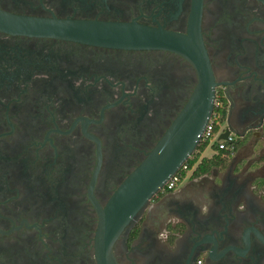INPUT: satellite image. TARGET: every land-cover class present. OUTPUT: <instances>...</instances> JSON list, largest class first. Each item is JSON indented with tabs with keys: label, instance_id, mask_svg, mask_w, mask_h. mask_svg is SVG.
<instances>
[{
	"label": "flooded vegetation",
	"instance_id": "flooded-vegetation-1",
	"mask_svg": "<svg viewBox=\"0 0 264 264\" xmlns=\"http://www.w3.org/2000/svg\"><path fill=\"white\" fill-rule=\"evenodd\" d=\"M10 17L198 33L216 84L210 119L221 98L216 134L228 132L233 155L219 151L220 165L174 191L163 180L129 216L114 255L119 264H264V0H0V22ZM199 85L185 54L0 25V264H98L101 216L176 125L198 124L189 108ZM206 196L213 204L201 216Z\"/></svg>",
	"mask_w": 264,
	"mask_h": 264
},
{
	"label": "water",
	"instance_id": "water-1",
	"mask_svg": "<svg viewBox=\"0 0 264 264\" xmlns=\"http://www.w3.org/2000/svg\"><path fill=\"white\" fill-rule=\"evenodd\" d=\"M3 22V23H2ZM0 22L1 26L22 34L84 43L94 46L148 50L163 49L187 55L197 66L200 85L190 105V110L201 113L198 124L176 125L171 137L163 142L154 157L137 172L127 185L121 188L101 221L96 235V256L98 264H119L113 246L124 228L130 223V215L142 208L146 199L156 194L177 174L182 164L194 153L202 140V135L213 110L214 87L216 86L212 67L200 36L197 39L151 28L137 23H110L102 21H82L70 19H41L10 17ZM194 46V47H193ZM187 134L186 140L176 135ZM228 132L220 140H228ZM160 174L153 181L151 176Z\"/></svg>",
	"mask_w": 264,
	"mask_h": 264
},
{
	"label": "built area",
	"instance_id": "built-area-1",
	"mask_svg": "<svg viewBox=\"0 0 264 264\" xmlns=\"http://www.w3.org/2000/svg\"><path fill=\"white\" fill-rule=\"evenodd\" d=\"M222 105L223 100L219 98L217 101V108L221 109ZM221 115L222 113L217 112V114L209 120L207 127L202 135V140L199 143L198 150L190 155L188 160L182 165L181 171H178L177 174H175L168 180L164 189L165 192L174 191L185 179H187V177L194 171L199 161L201 159H205L203 157V154L207 151V149L210 148L213 151V155L210 158L215 156L219 151H226L228 153L227 156L233 155V149L229 148L231 144L230 139L220 140V135L222 132L216 134V126ZM215 145H217V148H214ZM202 146H205L203 152H201L200 150ZM194 161H196L197 163H195V166L191 168V163ZM184 173H186L185 177L183 175Z\"/></svg>",
	"mask_w": 264,
	"mask_h": 264
},
{
	"label": "trees",
	"instance_id": "trees-1",
	"mask_svg": "<svg viewBox=\"0 0 264 264\" xmlns=\"http://www.w3.org/2000/svg\"><path fill=\"white\" fill-rule=\"evenodd\" d=\"M217 112H220L222 113L223 115L225 114V108H221V109H218ZM217 130V129H216ZM214 148H217V145L214 146ZM205 149V146H202V148L200 149L201 152H203ZM222 154H226L227 156V152L226 151H221ZM223 162V159L221 156H213L212 158H205L202 163L198 164L195 169H194V173H193V176L194 177H199L201 175H204L206 173H208L210 171V169L214 166H218L220 165L221 163ZM195 163H197L196 161L192 162L191 163V168H193V166H195ZM184 177L186 176V173L183 174Z\"/></svg>",
	"mask_w": 264,
	"mask_h": 264
},
{
	"label": "clouds",
	"instance_id": "clouds-1",
	"mask_svg": "<svg viewBox=\"0 0 264 264\" xmlns=\"http://www.w3.org/2000/svg\"><path fill=\"white\" fill-rule=\"evenodd\" d=\"M250 190V186L248 187L247 192H249ZM213 204V201L210 197H205L203 202L201 204H199L197 207L198 211H199V215L201 216H207L211 210V206ZM239 209L241 212H243L245 210V205L242 203L239 205ZM164 233L161 234V236L159 237L160 239L164 238Z\"/></svg>",
	"mask_w": 264,
	"mask_h": 264
},
{
	"label": "rangeland",
	"instance_id": "rangeland-1",
	"mask_svg": "<svg viewBox=\"0 0 264 264\" xmlns=\"http://www.w3.org/2000/svg\"><path fill=\"white\" fill-rule=\"evenodd\" d=\"M213 155V151L209 148L207 151L203 154L204 158H210Z\"/></svg>",
	"mask_w": 264,
	"mask_h": 264
}]
</instances>
